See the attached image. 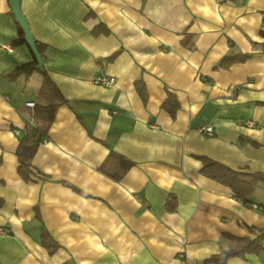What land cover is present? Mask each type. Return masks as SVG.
<instances>
[{
    "label": "crops",
    "instance_id": "0c3cea01",
    "mask_svg": "<svg viewBox=\"0 0 264 264\" xmlns=\"http://www.w3.org/2000/svg\"><path fill=\"white\" fill-rule=\"evenodd\" d=\"M20 8L66 102L49 123L33 119L43 78H11L35 58L0 0V264H211L232 246L225 235L264 231V179L240 199L201 173L206 158L264 174V0ZM227 56L247 57L221 66ZM100 75L114 84L94 83ZM35 128L44 138L25 179L17 151ZM226 264H264V252Z\"/></svg>",
    "mask_w": 264,
    "mask_h": 264
},
{
    "label": "trees",
    "instance_id": "16d2710c",
    "mask_svg": "<svg viewBox=\"0 0 264 264\" xmlns=\"http://www.w3.org/2000/svg\"><path fill=\"white\" fill-rule=\"evenodd\" d=\"M19 33L20 37L17 43L24 42L23 32L21 29L19 30ZM35 43L39 53L42 56V46H40L37 42ZM115 55H113V57ZM246 57L247 56H227L223 58L221 66H228L236 61H243ZM34 70H38L41 73L43 82L38 92L39 101L35 103L33 107V119H35L37 122L49 123L52 120L58 105L65 103L66 100L61 95L55 83L48 76L47 72L44 69H37L36 61L33 59V61L30 63L18 66L10 76L11 78H15L20 74H25L28 76ZM136 88L143 99H145V89L139 80L136 82ZM162 107L166 109L171 114V116H174L176 110L179 108V104L174 95L168 93V96L163 102ZM36 130L38 129L35 128L31 131V136H36L35 138L33 137L34 139H31V144H28V141L26 142L25 139V141L23 140L21 142V147L17 151L19 160L18 171L21 175H23V177H25V179L27 169L30 167L29 158L31 157L35 146L39 142H42L44 138L42 132H37ZM109 156L116 157L117 155L114 152H110ZM201 160L203 162L201 173L222 184L227 185L233 190L234 195L240 199H245L250 196L257 186L258 181L264 179V174L243 173L232 170L223 164L208 160L206 158H201ZM107 162L108 158L105 161V165ZM167 207L171 209L172 199L167 201ZM261 209L264 211V204L261 205ZM42 237V243L46 244V239H48L47 233L42 234ZM225 237L232 242V246L230 248L221 247L218 253L213 254L205 259L206 263L226 264V261L229 258L238 257L244 259L248 254H258L260 252H264V231H261V233L255 237H237L233 235H225Z\"/></svg>",
    "mask_w": 264,
    "mask_h": 264
},
{
    "label": "water",
    "instance_id": "95a60500",
    "mask_svg": "<svg viewBox=\"0 0 264 264\" xmlns=\"http://www.w3.org/2000/svg\"><path fill=\"white\" fill-rule=\"evenodd\" d=\"M9 4L11 8V13L14 16L15 21L18 23L20 29L22 30L24 34V40L35 58L36 68L42 70L43 69L42 57L38 51V48L35 43V39L31 33L26 17L21 11L20 0H9Z\"/></svg>",
    "mask_w": 264,
    "mask_h": 264
},
{
    "label": "built area",
    "instance_id": "2783aa9c",
    "mask_svg": "<svg viewBox=\"0 0 264 264\" xmlns=\"http://www.w3.org/2000/svg\"><path fill=\"white\" fill-rule=\"evenodd\" d=\"M94 83L98 84V85H102V86H105V87H109L111 86L112 84H114L115 82V79L113 77H109V76H104V75H100V76H96L94 79H93ZM28 105L32 106L33 104L32 103H28ZM204 132L207 133V134H212V127L211 126H208V127H205L203 128ZM15 133L19 134V131L18 130H15L14 131ZM254 207L256 205H253Z\"/></svg>",
    "mask_w": 264,
    "mask_h": 264
}]
</instances>
